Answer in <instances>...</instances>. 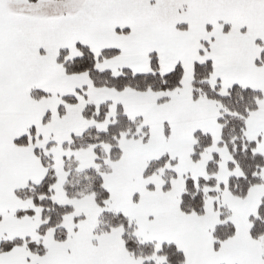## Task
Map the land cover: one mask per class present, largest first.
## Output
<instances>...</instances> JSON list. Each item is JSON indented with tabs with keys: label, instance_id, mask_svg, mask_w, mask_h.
I'll list each match as a JSON object with an SVG mask.
<instances>
[{
	"label": "snow or ice",
	"instance_id": "1",
	"mask_svg": "<svg viewBox=\"0 0 264 264\" xmlns=\"http://www.w3.org/2000/svg\"><path fill=\"white\" fill-rule=\"evenodd\" d=\"M0 264H264V0H0Z\"/></svg>",
	"mask_w": 264,
	"mask_h": 264
}]
</instances>
